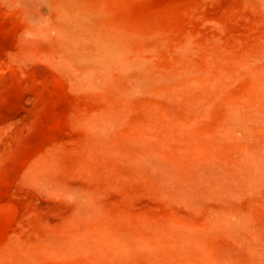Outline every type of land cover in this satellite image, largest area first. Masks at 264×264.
<instances>
[{
    "label": "rangeland",
    "instance_id": "rangeland-1",
    "mask_svg": "<svg viewBox=\"0 0 264 264\" xmlns=\"http://www.w3.org/2000/svg\"><path fill=\"white\" fill-rule=\"evenodd\" d=\"M0 264H264V0H0Z\"/></svg>",
    "mask_w": 264,
    "mask_h": 264
},
{
    "label": "bare ground",
    "instance_id": "bare-ground-1",
    "mask_svg": "<svg viewBox=\"0 0 264 264\" xmlns=\"http://www.w3.org/2000/svg\"><path fill=\"white\" fill-rule=\"evenodd\" d=\"M109 46V45H108ZM107 47V46H106ZM108 48V47H107ZM105 52H107V51H105Z\"/></svg>",
    "mask_w": 264,
    "mask_h": 264
}]
</instances>
